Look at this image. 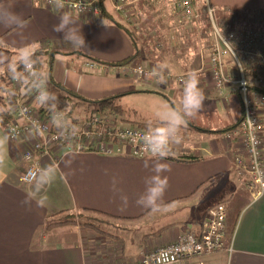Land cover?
<instances>
[{
  "label": "crops",
  "instance_id": "crops-1",
  "mask_svg": "<svg viewBox=\"0 0 264 264\" xmlns=\"http://www.w3.org/2000/svg\"><path fill=\"white\" fill-rule=\"evenodd\" d=\"M104 1L107 18L90 13H71L77 27H82V33L90 46L75 49L62 39L60 33L53 31L59 23L60 11L49 8L40 0H7L12 10L27 21V26L17 30L0 25V47L17 53H20V49L30 48L34 51L54 52L50 67L53 86L63 87L91 102L118 97L116 103L120 106L123 98L151 95L159 88V92H175L179 103L184 80L193 70L199 73L200 87L204 93L213 99L219 98L212 92L210 81L206 79L202 68V54L206 52L211 40L210 24L204 9L191 24L194 33L199 31L202 43L205 41L200 49L199 67L191 70L186 58H180L178 52L173 55L180 43L188 42L191 35L189 26L177 20L181 27L176 25L174 32L173 28L168 31V47L165 37L167 30H162L165 32L160 34L162 43L154 38H159L158 33L149 34L151 39H155L156 47L153 49L143 42L134 46L130 40L132 36L128 39L124 34L127 27L124 24L127 23L125 18L115 10L112 0ZM163 1L131 0L130 7L134 16L141 18V15L155 12V4H163ZM251 1L204 2L216 9L218 19L231 25L229 22H235L236 16L229 15L230 7L236 6V13L242 14L245 7L251 6L247 4ZM230 27L241 30L232 25ZM33 44L38 47H31ZM167 50L171 51V57ZM164 51L167 52L162 53ZM127 59V65H111ZM6 61L7 57L0 53V66ZM94 63L96 67L93 69L87 66ZM160 63H167L166 74L182 79L158 84L155 78L140 80L131 72L137 67L153 69ZM183 66L187 68L182 69ZM52 84L47 83L48 90L58 96L61 94L63 99L62 92ZM235 95L231 94L227 99L220 98L227 101L226 104L233 110L234 119L222 116L211 122V125L201 126L197 118H192L187 129L182 132L181 143L173 145L170 155L161 161L169 169L161 174L168 180L162 205L178 202L160 212H148L149 209L136 204V200L145 193V181L154 174L155 159L151 156L143 159L127 156L124 148L121 149L122 153L115 152L110 156L91 152H62L56 156L54 151L46 155H35L34 160L39 162V168L52 165L57 169V179L47 188V200L43 206H38L35 200L26 204L31 185L19 182L26 168L21 159L23 148L8 139L4 149V163L0 166V264H130L137 259L140 248L150 251L171 244L186 231L199 235L206 211L220 203L224 204L227 211L225 245L229 251L210 254L205 258L206 264H264V194L251 197L246 187L250 180L249 174L244 172L239 175L233 163L239 143L237 140L226 139L224 133L219 132L237 124L242 117L241 105L237 103ZM55 103L50 101L49 106L55 107ZM124 109L125 112L127 109ZM262 112L259 111L261 118ZM123 113H115L116 125L119 127L123 126H120L121 121H127L132 128L139 124L157 122H130L124 118L118 120V115ZM262 126L260 138L263 141L264 161V124ZM4 136L5 131L0 126V137ZM172 158L192 162H177ZM145 162H148L149 167H145ZM122 197H127V201ZM199 201L204 205L201 218H189V208ZM88 208L123 220H132L126 223L135 228L133 232L127 230L124 235H117V231H113L110 236H100L91 229L78 226L74 229L57 227L45 230L48 218L54 214ZM232 224L235 227L230 238L227 229Z\"/></svg>",
  "mask_w": 264,
  "mask_h": 264
},
{
  "label": "built area",
  "instance_id": "built-area-1",
  "mask_svg": "<svg viewBox=\"0 0 264 264\" xmlns=\"http://www.w3.org/2000/svg\"><path fill=\"white\" fill-rule=\"evenodd\" d=\"M96 1L64 0L63 10L72 14L90 13L101 17ZM112 1L115 10L129 23L134 17V12L130 11V1ZM40 2L56 9L52 0ZM174 8L180 14V22L186 24L200 16L192 0H176ZM203 9L210 24L211 40L202 55V68L216 97L227 99L231 94L240 97L241 121L224 135L226 139L237 140L239 143L233 163L239 175L244 172L249 174L250 180L246 187L251 197L255 198L264 194L263 141L260 138L264 124V31L234 30L230 24L217 18L216 9L208 3L205 2ZM220 28L223 29L224 40ZM87 66L93 69L96 64ZM151 70L137 67L131 72L140 80H149L153 78ZM166 77L169 81L182 79L168 74ZM21 79L23 81L12 79L5 88L9 103L6 109L11 113V119L5 122L0 115V126L10 142L23 148L21 159L26 168L19 178L21 184L31 185L34 180L32 174L39 169V162L34 160V156L46 155L50 151H54L56 156L62 152H91L110 156L115 152L122 153L121 149L124 148L126 155L133 158L151 156L144 149L140 138L146 129L119 127L116 125L117 116L111 111L96 113L84 120H67L69 123L63 129L57 128L53 117L59 114L64 118L66 110L54 106L42 107L37 102V91L43 85V79L32 83L29 79ZM260 110L263 111L262 118ZM206 212L199 235L186 231L171 244L150 251L140 248L137 259L130 264H206L205 258L210 254L229 251L225 245L227 211L224 204L213 205Z\"/></svg>",
  "mask_w": 264,
  "mask_h": 264
},
{
  "label": "clouds",
  "instance_id": "clouds-1",
  "mask_svg": "<svg viewBox=\"0 0 264 264\" xmlns=\"http://www.w3.org/2000/svg\"><path fill=\"white\" fill-rule=\"evenodd\" d=\"M52 4L61 12L59 23L54 26L53 31L60 33L62 39L75 49L90 48L82 33V27H77L76 20L70 12L63 11L64 0H52ZM0 25L22 30L27 26V21L12 10L7 0H0ZM220 32L222 35V28H220ZM225 44L228 43L225 42ZM31 47L35 48L38 45L33 44ZM232 53L234 56L233 49ZM38 62L39 57L34 52L20 49L17 61L9 66V70L13 79L22 80L21 77H23V79H29L30 83L39 82L43 79V85L37 91L36 100L42 107L48 108L50 101H55L58 104L59 100L55 93L48 90L46 78L40 77L37 71ZM18 66L23 67V73L17 71ZM167 68V63H160L151 70L150 75L155 78L158 84H165L167 82ZM204 101L205 93L200 87L199 73L193 70L187 74L184 80L179 108L165 105L157 113V122L155 124L149 123L146 131L141 135L144 149L151 154L156 163L153 166L154 174L145 181V193L136 200L137 205L152 211L161 207L168 188L167 177L161 174L169 170L167 164L161 163V161L170 155L173 145L181 143L182 132L187 129L190 120L203 109ZM53 123L57 128L63 129L69 122L61 115L56 114L53 117ZM7 140V136L0 137V166H3L4 163V149ZM145 167H149L148 162H145ZM32 175H34V180L31 183L25 203L35 200L38 206H43L47 200V188L57 179V169L52 165H47L39 168ZM122 199L127 201V197H122Z\"/></svg>",
  "mask_w": 264,
  "mask_h": 264
},
{
  "label": "rangeland",
  "instance_id": "rangeland-1",
  "mask_svg": "<svg viewBox=\"0 0 264 264\" xmlns=\"http://www.w3.org/2000/svg\"><path fill=\"white\" fill-rule=\"evenodd\" d=\"M175 1L176 0H168V2L166 1L165 3V0H164L163 4L161 3L158 5L155 4V12L151 11L149 14L147 13V15H143V16L141 15V18H139L138 15H137L138 17L134 16L128 24L124 23L125 25H127L126 30H124L125 31L124 34L128 36V39L130 38L129 36H132V39L130 38V40L132 41V43L134 42V46L135 45L139 46L141 42H143L145 46L149 44L148 47H151L153 49L154 46L156 47V44H154L155 39H157L158 42H161L162 35L160 34L163 32L162 30H165V31L167 30V32L165 33L166 46H167V42L170 41V35L168 34V31H170L173 28V32H174V28L176 27V25L177 27L178 26L181 27V25L179 24L180 14L174 8ZM247 4L251 6L245 7L244 12L242 14L236 13L237 11L236 6L230 7L231 14L229 15L236 16V18H235V22H229V23H231V25L235 29L238 28V29L247 30V31L248 30L264 31V0H252L251 2ZM130 11H133L131 7H130ZM219 20L221 22H225V20L224 21L222 19H219ZM181 23L184 26L185 25L189 26L188 27L190 28L189 33L191 35H189L188 42L185 41L178 45L177 48L179 49L177 51H174L173 55H175L178 52L179 53L178 56L180 58L181 57L186 58L188 62L190 63V66H189L190 69L195 68L196 66L199 67L198 63L200 60V57H199L200 49L203 43H205V41L202 43V38L200 36L199 31L194 33V31L192 30L193 28L191 24L193 22L188 23V24L183 23V22ZM204 32L205 31H203V33ZM153 33H158L160 35L159 38L154 37L155 39H151V37H149L150 36L149 34H153ZM157 49L161 50L160 48H157ZM27 50L30 52H34L35 49L30 48ZM167 51H164L162 53H165ZM135 53H136V50H135ZM168 56L169 57L172 56L170 50L168 51ZM123 63L126 65L128 64L127 60H123ZM186 68L187 66H183L182 69H186ZM48 69L49 67L43 70V73H42V78H46V80H48V75H47ZM5 86L7 87L8 84L5 85L3 81L0 79V87H3V88H0V108L1 109H6L9 106V103L7 101V95L5 94V90H4ZM56 96L58 97L59 103L58 104L55 103V107L56 106H58L59 108L61 107L63 110H66L67 112H69L71 119L72 117H76L78 119H84V118L90 117L93 114L99 113V112L94 113L95 110L90 104L80 103L76 99L69 102L67 99H64V98L62 99L61 94H59V96L58 95ZM175 96L176 94L173 91H171L169 94L168 92L167 93L159 92V88H158L156 92H154V94H151V95H143V96L132 95L127 98H123L120 101V104L124 106V108H126L127 110L121 116L118 115L119 117L118 120L124 118L125 120H128L130 122L132 121L139 122V123H143L144 121L156 122L157 113L165 105H172L173 107L179 108V103L177 99L175 98ZM235 96H236L237 103H240V99H239L240 97L238 95H235ZM75 101H77L78 103H76ZM226 102L227 101H224L220 98L213 99L212 96L207 95L205 93L204 107L199 112V114L196 115L194 118L198 119V122H199L198 124L201 126L211 125L210 124L211 122L216 121V118L222 117V116L226 117L227 119H234L233 110L229 107L228 104H226ZM119 123H120V126L123 125L122 127L124 128H132L129 125V123H127V121H124V122L121 121ZM203 209H204L203 203L200 201L196 202L189 208L187 215L189 218H193L197 220L201 218L203 214ZM116 226L119 229L114 228L112 231L114 232L117 231L116 233L117 235L118 234L124 235L127 230L129 232H133V229L135 228L132 224H128V223H125V224L118 223L116 224ZM104 230L107 231L106 229Z\"/></svg>",
  "mask_w": 264,
  "mask_h": 264
},
{
  "label": "trees",
  "instance_id": "trees-1",
  "mask_svg": "<svg viewBox=\"0 0 264 264\" xmlns=\"http://www.w3.org/2000/svg\"><path fill=\"white\" fill-rule=\"evenodd\" d=\"M204 1L205 0L203 1L193 0L192 1L193 4H195L194 6L196 7L199 15L203 13V7L205 5ZM96 2H97V8L99 9V12L101 13V15H103V17H106L107 14L105 10V1L97 0ZM0 53L4 54L7 57V61L0 66V79L6 85V84H9L11 80L13 79L12 73L9 70V66L17 61V57L20 55V53H17L14 51H8L2 47H0ZM34 53L39 57V62L37 65V71L39 72V75L42 76L43 70L49 67L47 71V75H48L47 83L52 84L51 75H50V67L53 64L52 62H53V57L55 53L54 52L49 53L48 51L45 52V51H40V50H36L34 51ZM128 61L129 60L127 59V62ZM97 62L101 63V61H97ZM119 64H124V63L123 61H121V62H118L116 64H111V65L118 66ZM22 69H23L22 66H18L17 71L21 72ZM53 87L61 91L65 99H70V100L76 99L80 103H83V104L88 103L92 105L93 109L95 110L94 113L96 112L103 113V112L111 111L113 113L121 114L125 110L124 108L121 107V105L119 106L116 103V99L118 97H107L106 99H101V100H96V101L91 102L89 100H86L85 98L83 99L79 97L78 95L68 91L67 89L63 87H57L56 85H54ZM0 88H3V87H0ZM56 108H59V107L56 106ZM0 110H2L0 111V115L4 117V121L5 122L9 121L12 117L11 113H9L7 109L0 108ZM64 118L66 120L70 119V121L77 120L73 118L71 119L69 112H66V115ZM240 121H241V118H240ZM240 121L237 124L229 126L227 129H225V131H219V132L227 133L228 131L233 130L240 123ZM147 126L148 124L144 123V124H139L138 126H135V127L141 130H145ZM202 131L205 132L206 130H202ZM172 159H175V161L177 162H187V163L192 162V160H185V159L180 160L176 158H172ZM198 190H200L199 187H198ZM175 202H178V201H172V203L161 205V207L158 210L156 211L149 210L148 212H160V210L165 209L166 207L172 205ZM129 221H132V220H129V219L123 220V218L120 219L116 216H110L102 211H97V210L88 208V209H80L76 212L64 211V212H58L54 214L53 216L48 218L46 226H45V230H53L54 228H57V227H68V228L74 229L75 227L78 226L79 228H82V229H88V230L91 229L93 232H95L97 235H100V236H103V235L110 236L113 233L112 230L114 228L118 229L116 224L118 223L125 224L126 222H129ZM234 227H235V224H232V226L228 227L227 229L228 235L230 238L233 236L232 234H233ZM104 229H106L107 231H105Z\"/></svg>",
  "mask_w": 264,
  "mask_h": 264
}]
</instances>
